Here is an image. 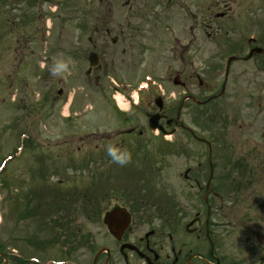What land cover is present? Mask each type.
Returning <instances> with one entry per match:
<instances>
[{
  "label": "rangeland",
  "instance_id": "obj_1",
  "mask_svg": "<svg viewBox=\"0 0 264 264\" xmlns=\"http://www.w3.org/2000/svg\"><path fill=\"white\" fill-rule=\"evenodd\" d=\"M124 2L0 0V158L18 145L21 130L31 140L0 172L4 250L46 264L49 259L91 264L95 251L106 245L113 253L111 264H123L101 221L102 213L114 205L133 211L134 241L150 227L162 225L159 211L167 215L164 223L172 219L177 237L180 230L179 240L186 235L184 223L195 212L203 224L205 206L183 172L187 165H198L201 171H189L188 176L207 178L206 148L182 131L166 137L144 131L137 142L114 136V129L143 127V122L108 118L105 78L94 81L84 73L90 16L104 9L109 26L116 27L125 12ZM183 2L190 5L189 11L176 8L171 13L176 21L194 26L197 38L206 17L202 43L192 45L189 56L196 67L205 66L203 86L199 88L196 78L190 77V92L206 97L220 89L225 60L241 46L242 32L264 37V0ZM128 19L144 23L151 17L142 11ZM248 25L251 28H245ZM154 29L158 40L151 39L150 52L156 55L170 41L161 38L165 34L157 26ZM242 46L245 50L246 43ZM36 54L42 58L39 67ZM60 58L71 61L69 71L53 77L49 68ZM137 60L126 66L128 77L139 79ZM174 63L182 66L177 59ZM256 66L252 60L231 62L225 94L203 107L191 103L190 119H185L214 143L210 230L223 239L217 252L220 264H264V70ZM154 68L148 71L159 75L160 62ZM253 115H258L257 125L250 119ZM108 130L114 133L103 136ZM109 144L126 148L135 166L114 163L105 150ZM162 242L167 248V240ZM128 253L130 264H143ZM5 262L12 264L9 259ZM96 264H104V254Z\"/></svg>",
  "mask_w": 264,
  "mask_h": 264
},
{
  "label": "flooded vegetation",
  "instance_id": "obj_2",
  "mask_svg": "<svg viewBox=\"0 0 264 264\" xmlns=\"http://www.w3.org/2000/svg\"><path fill=\"white\" fill-rule=\"evenodd\" d=\"M136 1L125 0L122 3L121 7L125 8V12L116 27L109 26L110 20L106 19V15H102L104 9L103 11L101 9L97 10L93 14L94 18L90 16L87 36L89 50L85 55L87 69H85L84 73L87 77H93L94 81L105 78L106 92L109 99L105 106L108 118L112 115L117 120H139L145 123L150 114H159L161 118L158 122L166 125L164 132L172 136L176 131L183 130L180 124L184 122L186 117L189 118V107L190 102H192L190 98L192 96L190 93V77L196 78L198 87H202L200 75L205 71V66L196 67L189 56L191 55L192 45L202 43L201 34L205 35L206 17L204 16L202 19V27L204 28L199 26L201 34L199 33L197 38L194 26L188 24L186 20L179 19L176 21L171 13L176 8L179 11H189L188 6L190 5L185 4L184 0H141L140 3H136ZM142 11L149 13L151 19L143 20L144 23L135 21L137 19H128L132 17V14L133 17L141 16ZM218 16H222V14ZM78 26L79 24H75L76 29H79ZM154 26L164 32L165 35H162L161 38H167L170 41V44L166 48H162L156 55L150 52L151 39L158 40L156 35H154ZM201 50H205L203 45ZM185 53L187 60L183 63L181 60L184 59ZM91 55L93 60H90ZM136 57L138 58L135 63L136 67L139 68L141 66L142 72L139 79L128 77L126 73V66L133 64V60ZM175 59L182 66L175 64ZM252 59L255 65L259 61L257 68L264 69L263 55H257ZM143 62L144 66L142 65ZM158 62L161 64L159 75L156 72L148 71L149 69L154 70ZM189 67L192 69L191 73L188 71ZM144 75H149L153 79V85H148L146 89L138 91L137 85L139 84L137 83ZM176 78L178 85L174 83ZM155 84L158 89H155ZM175 87L179 88V91L175 92ZM117 93L123 95L122 97L126 101L123 103L128 104L126 108H122L119 105ZM179 104V119L176 120L178 112L176 111V105L178 107ZM250 119L253 123L258 122V115H253ZM257 122L255 125H257ZM167 123H169V126H167ZM255 125L251 126L254 127ZM114 130L116 131L114 136H118L119 139L129 138L130 141L135 142L144 132L143 127H136V125ZM185 131V134L191 139L199 144L206 145L205 137L199 136L189 129H185ZM112 133L114 132L108 130L104 136H110ZM128 165L132 166V164ZM188 175V173H185L183 177L187 181L191 180L190 182L200 186L198 179ZM168 232L167 238L170 245L165 250H163L164 244L162 242L165 237L162 235L163 232L160 233L154 230L148 237L137 236L138 246L142 248L145 260L147 258L149 262L154 264H185L186 260L193 257L186 264H220V261L216 262L218 246L214 248L213 245L212 252H210L209 247L207 252L192 251L193 248L185 242L174 240L172 229L168 230ZM130 233L131 228L127 227L123 236L127 237ZM157 238L162 241H158ZM203 241L208 242L206 238ZM157 245H159L158 252L155 250ZM140 259L145 263L143 258Z\"/></svg>",
  "mask_w": 264,
  "mask_h": 264
},
{
  "label": "clouds",
  "instance_id": "obj_3",
  "mask_svg": "<svg viewBox=\"0 0 264 264\" xmlns=\"http://www.w3.org/2000/svg\"><path fill=\"white\" fill-rule=\"evenodd\" d=\"M70 60L63 58L57 59L49 68V72L53 77H61L69 71ZM43 66V65H42ZM106 153L114 163L125 165L130 162L131 154L126 148L109 144L106 146Z\"/></svg>",
  "mask_w": 264,
  "mask_h": 264
},
{
  "label": "water",
  "instance_id": "obj_4",
  "mask_svg": "<svg viewBox=\"0 0 264 264\" xmlns=\"http://www.w3.org/2000/svg\"><path fill=\"white\" fill-rule=\"evenodd\" d=\"M152 126H155L154 124ZM129 222V215L120 207H115L111 211L106 212L104 223L107 225L112 234L121 233ZM118 235V234H117Z\"/></svg>",
  "mask_w": 264,
  "mask_h": 264
},
{
  "label": "bare ground",
  "instance_id": "obj_5",
  "mask_svg": "<svg viewBox=\"0 0 264 264\" xmlns=\"http://www.w3.org/2000/svg\"><path fill=\"white\" fill-rule=\"evenodd\" d=\"M120 106H121L122 108H126V105H125L124 103H120Z\"/></svg>",
  "mask_w": 264,
  "mask_h": 264
}]
</instances>
